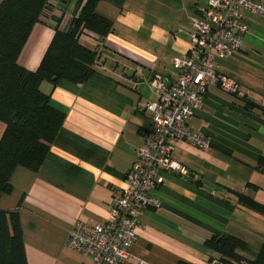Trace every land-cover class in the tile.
Listing matches in <instances>:
<instances>
[{
	"label": "crops",
	"instance_id": "obj_1",
	"mask_svg": "<svg viewBox=\"0 0 264 264\" xmlns=\"http://www.w3.org/2000/svg\"><path fill=\"white\" fill-rule=\"evenodd\" d=\"M53 1L56 14L72 13L77 2ZM205 7L206 0H98L95 12L111 23V31L103 39L83 34L93 41L86 49L97 53L101 66L95 64V73L82 84H40L65 114L63 126L39 169L17 167L12 192L0 194V211L18 213L27 264H90L66 246L69 232L77 222L94 226L107 220L150 127L145 106L157 100L150 79H176L172 60L185 56L191 44L188 18H200ZM242 15L249 28L242 46L235 56L215 61L217 72L238 83L239 92L208 87L189 127L211 146L203 151L175 144L174 160L187 174L161 172L164 181L154 191L161 207L141 217L137 241L123 264H217L219 256L206 242L227 235L228 224L243 222L240 196L254 186L251 178L264 159V20ZM57 18L33 27L20 66L38 67ZM79 43L84 47L82 38ZM4 129L0 122V138Z\"/></svg>",
	"mask_w": 264,
	"mask_h": 264
},
{
	"label": "built area",
	"instance_id": "obj_2",
	"mask_svg": "<svg viewBox=\"0 0 264 264\" xmlns=\"http://www.w3.org/2000/svg\"><path fill=\"white\" fill-rule=\"evenodd\" d=\"M242 11L264 19V4L258 0H206V7L199 9L200 18H188V53L172 60L178 71L176 79L170 83L158 75L150 79L157 100L145 106L151 113L150 127L142 146L135 151L126 187L113 197L104 223L88 226L77 222L68 235L66 246L88 257L90 264H123L130 258V249L141 229V217L146 211L161 207L154 195L164 181L161 172L187 174L174 160L175 144L185 142L203 151L210 148L211 140L190 129L189 120L200 109L210 85H217L228 94L239 92L238 83L217 72L215 61L235 56L242 46L249 30ZM43 14L48 20L58 17L60 31H66L73 20H67L60 12L56 14L50 7ZM96 65L101 66L97 61Z\"/></svg>",
	"mask_w": 264,
	"mask_h": 264
},
{
	"label": "trees",
	"instance_id": "obj_3",
	"mask_svg": "<svg viewBox=\"0 0 264 264\" xmlns=\"http://www.w3.org/2000/svg\"><path fill=\"white\" fill-rule=\"evenodd\" d=\"M49 0H3L0 3V122L5 129L0 138V194H10L11 175L17 167L37 171L46 159L51 144L59 134L65 114L54 107L50 96L39 86L43 81L56 84L85 83L95 73V51L83 47L79 40L85 31L103 39L111 23L95 12L98 0H79L78 12L69 28L54 29L53 38L34 71L18 64V57L33 27L39 23ZM258 171L264 173V159ZM244 206L264 216V206L240 196ZM206 246L219 257L217 264H264V244L250 258L249 248L231 235L213 237ZM0 264H27L18 213L0 211Z\"/></svg>",
	"mask_w": 264,
	"mask_h": 264
},
{
	"label": "rangeland",
	"instance_id": "obj_4",
	"mask_svg": "<svg viewBox=\"0 0 264 264\" xmlns=\"http://www.w3.org/2000/svg\"><path fill=\"white\" fill-rule=\"evenodd\" d=\"M2 1L3 0H0V3ZM78 1L79 0H77V2ZM48 2L53 3L54 1L49 0ZM74 10L72 13H69L67 10L66 11L60 10V13L62 14V16L66 15L65 17L67 18V20L68 18L71 20L72 18L74 19L75 15L77 14V12L74 14ZM44 11H45V7L43 8V10L39 15L38 18L39 24L43 26H48L50 25L51 21L48 20L46 16L43 14ZM38 37L39 36H37L36 39L35 37L33 39L31 38L28 43L29 46L33 45L32 40H35L34 41L35 44ZM81 38L82 41L85 43L84 44L85 48L90 49L89 47L93 46V41L89 37H86L84 34H82ZM251 179H252L251 182L253 183L254 186L250 187L251 190L248 193L244 194V197L251 199L252 201L257 202L264 206V173L258 172L254 174V176ZM228 227L229 228L227 233L229 235L236 237L237 239L241 240L247 245V247L249 248L248 256L250 258H253L260 251V249L264 244V216L262 214H260L255 210L244 207L242 224H228Z\"/></svg>",
	"mask_w": 264,
	"mask_h": 264
}]
</instances>
